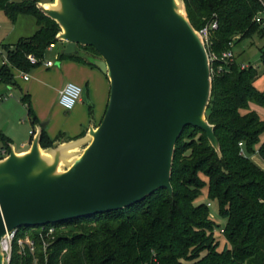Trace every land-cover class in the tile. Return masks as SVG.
I'll return each mask as SVG.
<instances>
[{"label":"water","instance_id":"1","mask_svg":"<svg viewBox=\"0 0 264 264\" xmlns=\"http://www.w3.org/2000/svg\"><path fill=\"white\" fill-rule=\"evenodd\" d=\"M39 8L60 25L61 54L84 55L110 79L101 123L74 140L31 146L0 160L2 239L13 229L38 228L129 207L171 183L176 144L187 125L207 131L212 94L205 41L184 0H56ZM3 126V130L7 129ZM83 147L79 154L76 149ZM173 192V191H172Z\"/></svg>","mask_w":264,"mask_h":264},{"label":"trees","instance_id":"2","mask_svg":"<svg viewBox=\"0 0 264 264\" xmlns=\"http://www.w3.org/2000/svg\"><path fill=\"white\" fill-rule=\"evenodd\" d=\"M184 3L197 30L218 21L206 46L210 55H221L235 37L236 42L254 34L264 36V28L254 20L262 8L260 0ZM0 8L14 21L20 14L33 15L38 25L32 36L2 46L9 65L2 67L0 80L15 85V69L29 72L41 65L48 46L59 42L60 25L39 8L38 0H0ZM79 48L98 56L93 46ZM30 54L37 63L30 61ZM60 57L82 59L84 55ZM261 61L264 65V48ZM211 71L207 118L215 126L222 157L203 129L187 125L174 153L173 196L167 188H159L123 209L49 224L57 231L46 250L43 241L33 234L35 252L26 249L22 254L14 253L12 263L34 264L37 259L39 264H264V169L241 153L244 147L255 153L264 134V118L250 107L252 102L264 107V91L255 85L258 69L252 65L241 68L235 59L233 63L214 60ZM21 101L28 108L32 139L35 125L41 121L31 106L30 94H24ZM3 138L11 144L6 135ZM57 139L43 129L42 147H51ZM258 150L264 155V142ZM206 186L209 198L219 203L220 215L226 219L222 250L216 236L221 225L211 219L208 204L197 203ZM62 226L67 230H60Z\"/></svg>","mask_w":264,"mask_h":264},{"label":"rangeland","instance_id":"3","mask_svg":"<svg viewBox=\"0 0 264 264\" xmlns=\"http://www.w3.org/2000/svg\"><path fill=\"white\" fill-rule=\"evenodd\" d=\"M55 1L56 0H38V4L39 2L47 3V2H55ZM37 29H38V25L33 15L20 14L18 18L14 21L9 17L6 11L0 8V50H4L2 47L4 44H16L20 39L32 36L37 31ZM58 43L59 44L57 48H55L53 52L47 53L46 60H48V58L53 59L54 53L60 49L59 47L61 42L59 41ZM262 48H264V36H261L259 34H254L251 36L238 39L234 44L233 50L235 52L236 61L238 64L240 65L247 64L249 66L252 65L258 69V76L255 80V85L259 90L264 91V65L261 61ZM93 53L94 52H92V54ZM1 63H2V57H0V64ZM43 69L47 70L44 61L42 62L41 65L31 68L29 70V76L31 77V81L28 82L22 80V78H20V76H18L15 71H14L15 85L7 84L3 80H0V95L4 94L3 101H0V127L3 128L5 123L9 122V128L6 130L5 133L13 140V144H12L13 150L16 152L24 149H28L31 146V132L33 127L31 124L30 117L28 115V108L26 104H24L21 101V98L24 94H30L31 106L33 107L34 111L36 112L41 122L50 123L52 119L51 117L54 110L55 101L53 100L50 101V98L49 99L46 98L43 100L42 95H40L37 90H32V91L29 90L30 84L38 79L37 75ZM250 107L251 110L257 111L259 115L262 118H264V107L253 102L251 103ZM67 112L70 113L71 111L67 110ZM62 113L65 114V112ZM63 114H62V118L64 120L65 117L63 116ZM59 121H62V119H60ZM34 129L37 130L38 125H35ZM203 130L206 132L207 137L211 145L213 146V143L209 138L207 131L205 129ZM262 142H264V134L262 135L260 144ZM260 144L256 145L255 148L256 151L259 149ZM83 147L84 146L76 149V154H79L80 151L83 149ZM213 147L215 148V146ZM217 153L219 154L220 157L223 156L222 151L220 152L217 151ZM244 155L245 157L254 160L262 169H264L260 164L259 156H256L254 152L249 151L247 147H244ZM204 178L206 179V177ZM168 190L170 191V194L173 196L174 189L172 190L173 192L170 189ZM197 203H206V204L211 203V205H209V212L211 219L219 223L222 229L224 228V226L226 225V219H224L220 215L219 203L216 200L209 198L207 186L203 188L202 195L197 200ZM33 229L34 228L32 227L30 228L21 227L20 231L21 233L26 231V234H32V233L34 234V232L36 234L37 231ZM222 229L221 230L218 229L216 231V236L221 243L219 250H222L224 245L226 244V238L223 234ZM60 230H67V229L65 227H62ZM38 237L43 241L45 250L49 246L48 242L54 239V237L47 235L44 236L38 235ZM14 253L22 254V252H20V249L18 248V245H14L13 254ZM34 264H39L37 259L34 260Z\"/></svg>","mask_w":264,"mask_h":264},{"label":"crops","instance_id":"4","mask_svg":"<svg viewBox=\"0 0 264 264\" xmlns=\"http://www.w3.org/2000/svg\"><path fill=\"white\" fill-rule=\"evenodd\" d=\"M58 44L56 43L53 50L48 51V53L53 52ZM64 46L65 42H61L60 49L54 53L53 59L48 58V60H53L55 65L46 67L47 70L43 69L39 72L37 75L38 79L29 86V90H37L42 95L43 100L50 98V101H55L51 117L52 122L47 123L45 128L51 138H58L57 140L63 142L82 137L91 126L96 127L101 123L108 107L111 91L109 77L91 62V58L94 55L90 51L82 49L84 51L82 59L73 57L61 58L60 54ZM19 71L22 70L15 69L16 74L22 80L31 81L30 76L28 80H25ZM27 73L29 74V72ZM68 82H74L82 87L81 99L72 110H69L71 111L70 113L59 102L60 92ZM62 112H65V114ZM62 114L65 117L64 120ZM60 119L62 121H59ZM5 124H8V129L9 122ZM6 130H4L5 135ZM61 133L62 136L59 137ZM6 136L10 139V143L13 144L11 137ZM28 149L17 152H24Z\"/></svg>","mask_w":264,"mask_h":264},{"label":"built area","instance_id":"5","mask_svg":"<svg viewBox=\"0 0 264 264\" xmlns=\"http://www.w3.org/2000/svg\"><path fill=\"white\" fill-rule=\"evenodd\" d=\"M262 8L257 12L254 20L257 22L262 28H264V0H260ZM218 28V21L213 20L210 22L207 26L203 27L199 32L201 33L205 45L207 46L210 38L211 31ZM237 37H235L233 40H231L228 44V48L222 52L221 55H217L215 53L209 54L210 62L214 60H223L225 62H234L236 59L235 52L233 50L235 40ZM55 47V43H52L48 46V51L53 50ZM0 57H2V63L0 64V71L3 66L9 65V59L7 57L6 50H0ZM30 61L32 63H37L38 59L34 55L28 56ZM44 64L46 67H52L55 65V62L53 60H46L44 59ZM249 65L242 64L241 68H247ZM20 75L25 79H29V74L24 71H19ZM82 95V87L74 82H68L65 84L63 89L60 92L59 96V102L60 104L66 109V110H72L75 105L80 101ZM4 95H0V101H3ZM32 133V132H31ZM4 130L0 127V160L7 157L10 154L11 150V144H8L3 136H4ZM244 143L240 142V146H243ZM241 153H244V150L242 148ZM256 156H259L260 158V164L264 168V155L257 150L255 152ZM208 205H211V203H208ZM64 227V226H62ZM33 230L37 231L36 234L40 236H51L55 238V233L57 231V228L55 225H44L38 228H34ZM222 231H224L222 229ZM28 233V232H27ZM35 234V232H34ZM32 234H26V231L21 233L20 228H16L11 230L10 232H7L6 235L2 239V246L5 253V264H13V249L14 245H18V248L20 249V252H25L26 249L29 250L30 253L35 252L36 248V242L35 239L32 237ZM50 242H48L49 245ZM61 264V263H60Z\"/></svg>","mask_w":264,"mask_h":264}]
</instances>
